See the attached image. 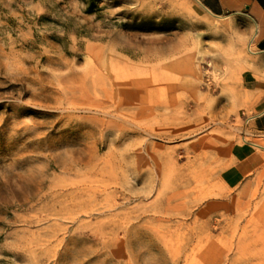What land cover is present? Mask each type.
Returning <instances> with one entry per match:
<instances>
[{"label": "rangeland", "instance_id": "obj_1", "mask_svg": "<svg viewBox=\"0 0 264 264\" xmlns=\"http://www.w3.org/2000/svg\"><path fill=\"white\" fill-rule=\"evenodd\" d=\"M247 29L196 0H0V264H264Z\"/></svg>", "mask_w": 264, "mask_h": 264}, {"label": "crops", "instance_id": "obj_2", "mask_svg": "<svg viewBox=\"0 0 264 264\" xmlns=\"http://www.w3.org/2000/svg\"><path fill=\"white\" fill-rule=\"evenodd\" d=\"M208 13L215 17L241 19L247 24L249 34L248 50L253 49L252 57L264 65V0H196ZM249 109L245 123L253 136L264 140V91ZM253 145V144H252ZM257 148L264 147L254 144ZM251 154L245 158L247 165L252 164ZM245 165V166H247ZM246 171L239 165H231L222 171L221 178L227 187H235L245 177Z\"/></svg>", "mask_w": 264, "mask_h": 264}, {"label": "bare ground", "instance_id": "obj_3", "mask_svg": "<svg viewBox=\"0 0 264 264\" xmlns=\"http://www.w3.org/2000/svg\"><path fill=\"white\" fill-rule=\"evenodd\" d=\"M249 53H252L250 50H247ZM254 145V144H253ZM256 145V144H255Z\"/></svg>", "mask_w": 264, "mask_h": 264}]
</instances>
